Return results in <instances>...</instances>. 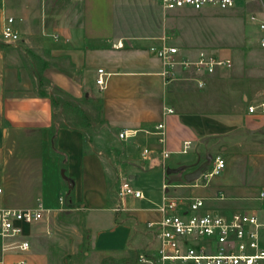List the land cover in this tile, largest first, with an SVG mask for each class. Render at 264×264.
<instances>
[{
    "label": "crops",
    "instance_id": "0c3cea01",
    "mask_svg": "<svg viewBox=\"0 0 264 264\" xmlns=\"http://www.w3.org/2000/svg\"><path fill=\"white\" fill-rule=\"evenodd\" d=\"M74 6V15L51 26L45 19L34 37L23 39L22 24L30 27L41 5L0 0V30L5 16L14 17L21 36L17 44L4 43L2 32L0 39V209H44L40 222L17 223L21 234L0 237L4 264H143L139 257L156 245L147 223L162 218L160 182L171 186V196L204 198L225 216L261 206L264 115L249 107L264 101V30L251 19L264 22V0L201 11L166 10L159 0H81ZM163 48H177L178 58L190 61L204 52L231 66L213 74L169 67L157 54ZM99 70L107 74L105 91L97 84ZM53 99L62 102L56 106ZM67 103L83 119L79 126L68 125L64 113L65 125L56 120L57 107L65 110ZM159 123L166 125L165 145L149 133ZM52 129L68 156L74 190L64 207L66 171L51 154ZM130 130L138 136L119 138ZM218 157L226 161L219 175L185 179L205 162L212 168ZM125 173L129 180L145 176L147 186L138 189L146 199L127 198L117 211ZM23 242L30 244L26 251L16 248Z\"/></svg>",
    "mask_w": 264,
    "mask_h": 264
},
{
    "label": "built area",
    "instance_id": "2783aa9c",
    "mask_svg": "<svg viewBox=\"0 0 264 264\" xmlns=\"http://www.w3.org/2000/svg\"><path fill=\"white\" fill-rule=\"evenodd\" d=\"M81 1V0H74ZM160 5L166 10H194L201 11L207 8L232 9L244 3L250 4L261 0H159ZM251 19L260 24L264 30V22H260L256 15ZM16 19L5 16L2 25V40L6 44H17L21 40L20 32L16 29ZM264 47V41L262 43ZM119 47L123 44L119 43ZM154 50V49H153ZM179 49L163 48L157 51L165 64L169 67L183 66L192 68L204 74H213L217 68L231 66L230 62H224L215 57H209L202 52L195 61L178 58ZM97 84L101 91L107 88V79L103 70H99ZM172 112V110H169ZM249 113L264 115V101L249 107ZM138 130L123 131L121 140L134 139L138 136ZM150 134L157 137V143L166 144V125L159 123ZM189 146V143L186 144ZM186 152V151H185ZM152 154L150 148L143 152L144 158L149 159ZM164 159L169 158L170 153L162 151ZM226 168V161L216 158L214 166L201 178L210 181ZM170 185H163L164 195L158 205L162 218L157 222H148L147 228L153 231L156 245L151 250L143 253L139 261L143 264H264V191L260 193L262 205L247 208L225 216L208 208L206 199L190 198L182 200L171 196L167 191ZM2 189H0V194ZM117 196L121 202L117 211L124 208L127 198L146 199L145 193L134 187L129 179H120ZM223 197V196H222ZM66 204L63 196L60 197V205ZM44 217L43 206L28 210L0 209V237L14 238L21 234L22 230L17 223L32 224L40 222ZM15 247V246H14ZM23 251L30 248L28 242L16 246ZM6 247L3 248V251ZM0 264H4L0 258ZM19 264H25L20 262Z\"/></svg>",
    "mask_w": 264,
    "mask_h": 264
},
{
    "label": "rangeland",
    "instance_id": "374dc122",
    "mask_svg": "<svg viewBox=\"0 0 264 264\" xmlns=\"http://www.w3.org/2000/svg\"><path fill=\"white\" fill-rule=\"evenodd\" d=\"M37 3L41 5L40 10V17L35 18L33 24L29 25L26 23L22 24V38H28V37H34V33H38L42 29V21L46 19L48 21L47 25L51 26L53 25V22L55 23L60 18L69 17L75 14V6L73 0H37ZM1 30H0V39H1ZM21 41V40H20ZM23 45L27 47L28 44L22 40L21 42ZM99 105V103L97 104ZM66 106V105H65ZM93 113L92 118L94 121H96V125L100 122V111L97 106L93 107ZM64 111V112H63ZM62 113H64L68 120L67 124L70 126H79L82 123V118L79 114H77V110L72 107V105H69L67 103V107L65 110H62L61 108L57 107L56 109V120L61 123V125H65L64 121L62 120ZM129 179L128 173H125ZM259 177H261L262 173L260 172ZM145 176L143 174L137 173L134 180H130L131 184L136 188H142L144 189V186H147V183L145 182ZM264 178V176H263ZM164 183H159V189L161 191L162 186ZM161 194V193H160ZM161 196V195H160ZM108 264H128L124 260H118L114 262H110Z\"/></svg>",
    "mask_w": 264,
    "mask_h": 264
},
{
    "label": "trees",
    "instance_id": "16d2710c",
    "mask_svg": "<svg viewBox=\"0 0 264 264\" xmlns=\"http://www.w3.org/2000/svg\"><path fill=\"white\" fill-rule=\"evenodd\" d=\"M40 79H41V87L43 88V77L40 75ZM42 94L44 95L45 93L42 92ZM54 101V105L59 106L62 102L61 99H53ZM50 144H51V154L52 156H56L60 159V168L61 170H65V174L62 176L63 179V187H64V191L62 193V196L65 199V202H71L73 201V197H74V190L71 184L68 183L67 178H68V174H67V169H68V156L63 153L62 151H60L58 149V143H57V137H56V131L55 129L51 130V138H50Z\"/></svg>",
    "mask_w": 264,
    "mask_h": 264
},
{
    "label": "water",
    "instance_id": "95a60500",
    "mask_svg": "<svg viewBox=\"0 0 264 264\" xmlns=\"http://www.w3.org/2000/svg\"><path fill=\"white\" fill-rule=\"evenodd\" d=\"M210 168V163L209 162H205L204 164H202L200 167H198L195 171L185 175V179L190 181V180H195V179H199L201 178L204 173H206ZM181 169H178L176 171H173L171 169L167 170L168 174H171L173 172H179Z\"/></svg>",
    "mask_w": 264,
    "mask_h": 264
}]
</instances>
